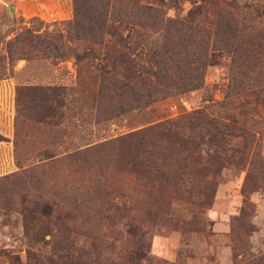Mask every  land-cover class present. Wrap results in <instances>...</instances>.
I'll return each mask as SVG.
<instances>
[{"label":"rangeland","instance_id":"1","mask_svg":"<svg viewBox=\"0 0 264 264\" xmlns=\"http://www.w3.org/2000/svg\"><path fill=\"white\" fill-rule=\"evenodd\" d=\"M141 252L264 264V0H0V264Z\"/></svg>","mask_w":264,"mask_h":264},{"label":"trees","instance_id":"2","mask_svg":"<svg viewBox=\"0 0 264 264\" xmlns=\"http://www.w3.org/2000/svg\"><path fill=\"white\" fill-rule=\"evenodd\" d=\"M31 34V35H29ZM34 37H36L37 39H35ZM15 42L16 43H24V44H29L30 46L33 47H38L39 45H42L44 43H46L47 48L51 51V52H55L54 56L56 57H68L70 56V54L64 50L61 51L59 48L56 47V45L50 40V39H45V40H41L38 36H34L32 35L31 30H27L26 32L18 35L15 38ZM76 57H80L81 55H75ZM195 118L197 119L196 125L199 124L200 128H202V126H204L203 128H205L206 130L209 131V134L211 135V140H217L218 139V135L223 133V130H218V127L216 126L217 124V120L214 117H210L208 116L205 111L202 110H197L194 113ZM149 130H146L145 133H147ZM143 133V132H140ZM213 133V134H212ZM146 136V134H144V137ZM202 136V133L201 135ZM142 139V138H141ZM189 141V140H187ZM145 144H147V141H139L137 148L135 149V152H128L126 154H121V157L118 159L120 164H123L124 166H126L127 168L131 169V170H142L144 172V168L147 166H149V164H156L157 161H152L154 159V157H160L162 156V150L158 151L156 150L155 152H152L150 154V156H146L145 155V149H140L138 150L139 146L140 147H145ZM159 145V144H158ZM187 150H189V147H186ZM170 149V148H168ZM172 150V149H171ZM186 159V158H185ZM152 161V162H151ZM180 170H183V168L180 166ZM98 188L96 187L94 189L95 192H97ZM88 194H91L90 192H88ZM114 206V205H113ZM87 215L89 217H91L94 213H97L96 216L99 214L100 209H102L103 207H98L97 204H93V205H87ZM116 210L119 212L120 208L116 207ZM102 213V211H101ZM70 215V214H67ZM92 219H85V222L87 221H91ZM142 256H139V258L137 259V263L134 262V260L127 262V263H122V264H142L141 262L145 259L149 260V257L147 255V253L145 252H141ZM99 263V262H98ZM110 264H113L110 262ZM165 264H170L169 262H165ZM174 264V263H173Z\"/></svg>","mask_w":264,"mask_h":264}]
</instances>
